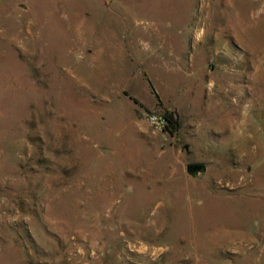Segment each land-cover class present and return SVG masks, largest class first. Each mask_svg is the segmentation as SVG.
<instances>
[{
    "label": "rangeland",
    "instance_id": "obj_1",
    "mask_svg": "<svg viewBox=\"0 0 264 264\" xmlns=\"http://www.w3.org/2000/svg\"><path fill=\"white\" fill-rule=\"evenodd\" d=\"M0 264H264V0H0Z\"/></svg>",
    "mask_w": 264,
    "mask_h": 264
},
{
    "label": "trees",
    "instance_id": "obj_2",
    "mask_svg": "<svg viewBox=\"0 0 264 264\" xmlns=\"http://www.w3.org/2000/svg\"><path fill=\"white\" fill-rule=\"evenodd\" d=\"M161 117L164 121L163 128L167 132L173 134L178 131L180 123L172 111H165Z\"/></svg>",
    "mask_w": 264,
    "mask_h": 264
},
{
    "label": "water",
    "instance_id": "obj_3",
    "mask_svg": "<svg viewBox=\"0 0 264 264\" xmlns=\"http://www.w3.org/2000/svg\"><path fill=\"white\" fill-rule=\"evenodd\" d=\"M203 168H204L203 163H198V162L197 163H189L186 166V169L189 173H194V172L203 170Z\"/></svg>",
    "mask_w": 264,
    "mask_h": 264
},
{
    "label": "built area",
    "instance_id": "obj_4",
    "mask_svg": "<svg viewBox=\"0 0 264 264\" xmlns=\"http://www.w3.org/2000/svg\"><path fill=\"white\" fill-rule=\"evenodd\" d=\"M150 119H151V121L158 123V124L163 126L164 121H163L162 117H157L156 115H151Z\"/></svg>",
    "mask_w": 264,
    "mask_h": 264
}]
</instances>
